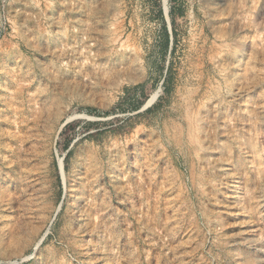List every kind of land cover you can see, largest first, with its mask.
<instances>
[{
  "label": "rangeland",
  "instance_id": "rangeland-1",
  "mask_svg": "<svg viewBox=\"0 0 264 264\" xmlns=\"http://www.w3.org/2000/svg\"><path fill=\"white\" fill-rule=\"evenodd\" d=\"M0 264H264V0H0Z\"/></svg>",
  "mask_w": 264,
  "mask_h": 264
},
{
  "label": "bare ground",
  "instance_id": "bare-ground-1",
  "mask_svg": "<svg viewBox=\"0 0 264 264\" xmlns=\"http://www.w3.org/2000/svg\"><path fill=\"white\" fill-rule=\"evenodd\" d=\"M155 98H156V95L153 96V98L149 101V103L153 102ZM60 164H61V163H60ZM60 171H61V170H60Z\"/></svg>",
  "mask_w": 264,
  "mask_h": 264
},
{
  "label": "water",
  "instance_id": "water-1",
  "mask_svg": "<svg viewBox=\"0 0 264 264\" xmlns=\"http://www.w3.org/2000/svg\"><path fill=\"white\" fill-rule=\"evenodd\" d=\"M59 171H60V168H59ZM60 174H61V171H60Z\"/></svg>",
  "mask_w": 264,
  "mask_h": 264
},
{
  "label": "trees",
  "instance_id": "trees-1",
  "mask_svg": "<svg viewBox=\"0 0 264 264\" xmlns=\"http://www.w3.org/2000/svg\"><path fill=\"white\" fill-rule=\"evenodd\" d=\"M173 36H174V33H173Z\"/></svg>",
  "mask_w": 264,
  "mask_h": 264
}]
</instances>
